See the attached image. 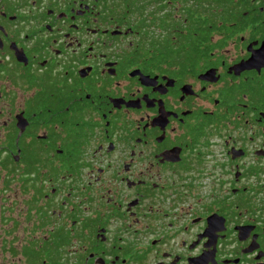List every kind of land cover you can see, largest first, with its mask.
Instances as JSON below:
<instances>
[{
	"label": "flooded vegetation",
	"instance_id": "flooded-vegetation-1",
	"mask_svg": "<svg viewBox=\"0 0 264 264\" xmlns=\"http://www.w3.org/2000/svg\"><path fill=\"white\" fill-rule=\"evenodd\" d=\"M206 2L0 0V211L26 188L27 260L264 264V0L215 30Z\"/></svg>",
	"mask_w": 264,
	"mask_h": 264
},
{
	"label": "rangeland",
	"instance_id": "rangeland-1",
	"mask_svg": "<svg viewBox=\"0 0 264 264\" xmlns=\"http://www.w3.org/2000/svg\"><path fill=\"white\" fill-rule=\"evenodd\" d=\"M28 196L26 188H9L8 203L3 205L5 212L1 214L0 211V264H33L31 260H27L26 250H22L24 241L29 237V234L21 235L29 226L28 216L26 222L23 220ZM9 207L11 209L8 211Z\"/></svg>",
	"mask_w": 264,
	"mask_h": 264
},
{
	"label": "trees",
	"instance_id": "trees-1",
	"mask_svg": "<svg viewBox=\"0 0 264 264\" xmlns=\"http://www.w3.org/2000/svg\"><path fill=\"white\" fill-rule=\"evenodd\" d=\"M201 6L196 7V13H200L199 10H201L202 14H204L205 6L204 3L207 0H201ZM209 2H206L210 6V10L212 12V30L222 29L224 27L218 28L217 22L220 20H233L234 17L239 14V10H237L238 6L240 5H246L248 3V0H208ZM223 6H233L234 8L231 10H217V7H223ZM223 15H229L230 17H223ZM198 20V18H197ZM202 21H204V18H201Z\"/></svg>",
	"mask_w": 264,
	"mask_h": 264
},
{
	"label": "water",
	"instance_id": "water-1",
	"mask_svg": "<svg viewBox=\"0 0 264 264\" xmlns=\"http://www.w3.org/2000/svg\"><path fill=\"white\" fill-rule=\"evenodd\" d=\"M260 52L262 51L260 50L256 54H252V56L249 58V60H247V62L243 67H248V68L254 67L258 63L257 54H259Z\"/></svg>",
	"mask_w": 264,
	"mask_h": 264
}]
</instances>
